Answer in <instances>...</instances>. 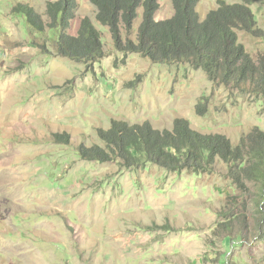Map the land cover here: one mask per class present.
Wrapping results in <instances>:
<instances>
[{
    "label": "rangeland",
    "instance_id": "obj_1",
    "mask_svg": "<svg viewBox=\"0 0 264 264\" xmlns=\"http://www.w3.org/2000/svg\"><path fill=\"white\" fill-rule=\"evenodd\" d=\"M50 1L0 0V264H264V234L254 230L258 187L239 186L223 161L213 172L172 171L79 153L80 145L104 147L98 130L113 120L148 121L162 131L186 119L236 145L254 127L264 130L262 97L190 63L117 50L90 0H78L68 32L77 35L90 17L106 54L91 64L63 57ZM19 5L34 9L45 29H33ZM218 5L200 0L201 18ZM249 7L256 34L238 30V41L264 63V0ZM173 15L172 0H159L156 19ZM141 23L142 9L131 30L121 23L123 44L137 41ZM243 216L244 228L236 221ZM224 222L234 226L225 231Z\"/></svg>",
    "mask_w": 264,
    "mask_h": 264
},
{
    "label": "trees",
    "instance_id": "obj_2",
    "mask_svg": "<svg viewBox=\"0 0 264 264\" xmlns=\"http://www.w3.org/2000/svg\"><path fill=\"white\" fill-rule=\"evenodd\" d=\"M96 7V20L108 27L114 47L123 53H140L154 63H190L204 70L210 78L225 85L249 86L264 102V63H256L238 41L237 31L256 34V18L249 5L255 0H218V7L202 19L200 0H172L174 15L157 20L159 0H90ZM78 0L47 3L50 28L59 27L58 54L75 62L91 64L105 56L102 32L92 19L83 17L77 35H71ZM142 9V23L136 42L123 44L121 23L131 30ZM16 12L39 31L45 29L41 16L30 6L19 5ZM105 146H79L82 159L106 163L119 160L124 167L154 164L172 171L193 168L196 172H213L218 161L227 164L229 176L239 186L253 183L258 187L257 210L260 213L255 232L264 234V130L252 131L233 145L222 134H202L191 128L186 119H178L173 130H159L150 122L130 123L113 120L108 129L98 130ZM56 139L69 143L67 134ZM246 217H237L243 228ZM233 221V217L230 218ZM221 223L228 231L234 224ZM227 229V230H226ZM229 235V234H226Z\"/></svg>",
    "mask_w": 264,
    "mask_h": 264
},
{
    "label": "clouds",
    "instance_id": "obj_3",
    "mask_svg": "<svg viewBox=\"0 0 264 264\" xmlns=\"http://www.w3.org/2000/svg\"><path fill=\"white\" fill-rule=\"evenodd\" d=\"M207 16V15H206ZM206 16L204 17V18H206ZM204 18H202V19H204ZM248 52V51H247Z\"/></svg>",
    "mask_w": 264,
    "mask_h": 264
}]
</instances>
